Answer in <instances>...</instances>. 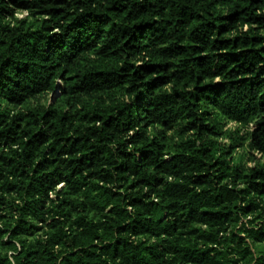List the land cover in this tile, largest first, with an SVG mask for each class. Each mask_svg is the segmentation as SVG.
I'll return each instance as SVG.
<instances>
[{"label":"trees","instance_id":"16d2710c","mask_svg":"<svg viewBox=\"0 0 264 264\" xmlns=\"http://www.w3.org/2000/svg\"><path fill=\"white\" fill-rule=\"evenodd\" d=\"M0 264H264V0H0Z\"/></svg>","mask_w":264,"mask_h":264}]
</instances>
